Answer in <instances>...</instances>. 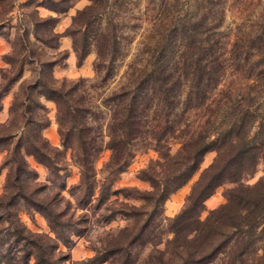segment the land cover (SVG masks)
<instances>
[{
    "label": "rangeland",
    "instance_id": "1",
    "mask_svg": "<svg viewBox=\"0 0 264 264\" xmlns=\"http://www.w3.org/2000/svg\"><path fill=\"white\" fill-rule=\"evenodd\" d=\"M90 3L0 0V135L9 134L0 141V264H264V209L249 230L234 225L246 220L238 213L246 215L247 209L223 207L231 190L264 187L262 158L252 172L217 185L191 212L183 233L175 232L174 218L216 150L206 151L166 198L159 199L155 187L172 177L169 167L185 155L182 142L197 131L211 134L233 118L251 131L264 120V0H94L83 11ZM197 11L220 18L216 29L225 66L218 84L203 103L181 101L170 113L160 141L169 147L166 160L144 138L164 127V110L152 101L128 164L113 169L108 124L119 98L113 95L148 67L163 22ZM75 45L86 50L80 61ZM40 77L64 93L77 126L65 115L59 124L55 101L39 94L40 86L29 87ZM28 117L47 118L40 133L50 145L52 165L26 155L20 189L10 184V150L36 132L38 126H20ZM84 157L93 177L82 172ZM92 179L94 194L81 204ZM102 181L112 193L99 204Z\"/></svg>",
    "mask_w": 264,
    "mask_h": 264
},
{
    "label": "trees",
    "instance_id": "2",
    "mask_svg": "<svg viewBox=\"0 0 264 264\" xmlns=\"http://www.w3.org/2000/svg\"><path fill=\"white\" fill-rule=\"evenodd\" d=\"M94 6V0L86 5L83 11L90 10ZM209 11H211L209 9ZM209 11L201 13L175 14L163 22L158 37L152 46L149 56L148 67L123 87L121 92L114 94L117 98V106L111 112L109 118V147L111 157L109 163L113 169L122 170L129 162L132 154L134 141L143 132L141 130V117L152 101H156L163 113L162 129L146 133L144 138L154 141V148L161 158H171L169 147L160 141L166 133L167 119L173 109L178 107L181 101L184 103H203L210 91L216 87L220 75L225 66L223 58L222 42L217 35V26L220 18H214ZM113 36V35H112ZM113 38V37H112ZM80 61L86 50L84 47L74 46ZM25 88V96L29 95V87L40 86L39 94L51 98L57 105V118L59 124L65 115L71 119L72 125L77 126L76 113L70 109L67 98L60 90L50 86L41 77ZM182 94H185L181 100ZM29 98V97H28ZM245 122H239L233 118L229 126H224L211 134L199 130L182 142L181 149L185 155L183 161L175 168L169 167L167 175L169 179L163 180V184H155L159 199H164L169 193L183 184L198 168L203 154L208 150H216L214 160L205 167L198 179L194 182L188 194L183 208L176 214L175 232L183 233L191 212H194L202 201L206 199L214 188L226 181H237L243 174L250 173L255 168L258 159L262 158L264 163V120L259 121L253 130L245 126ZM47 124V118L41 121L28 117L22 120L20 126H38L36 132L25 139V144L15 143L10 150V160L14 163V173L10 184L21 189L18 182L19 170L26 165V155H32L35 160L43 163L47 168L52 165L48 156L50 145L41 135L40 130ZM35 131V130H34ZM9 137V134L0 135V141ZM178 162V161H177ZM82 172L85 176L93 177V168L87 165V158H82ZM182 166H184L182 168ZM90 170V174L87 172ZM144 171V170H143ZM92 172V173H91ZM154 182L152 176H148ZM10 178V175L8 176ZM9 180V179H7ZM264 187L259 183L253 187L235 188L229 191L227 202L223 207L234 204L240 209H247L246 215L238 213L245 221L235 223V227L242 229L244 226L252 230L255 227V218L263 213L264 209ZM95 183L86 181L81 198V204H86L94 194ZM235 192V193H233ZM112 190L103 181L98 185L96 203H102ZM18 195L28 200V195L19 191ZM31 203V202H30ZM36 205L35 202H32ZM38 205V204H37ZM248 205H251V208ZM50 214V209L45 208ZM239 211V209H238ZM110 217V216H109ZM178 223L180 225H178ZM40 238V234H35ZM36 243V241H35ZM37 246L40 244L36 243ZM264 252V250H263Z\"/></svg>",
    "mask_w": 264,
    "mask_h": 264
}]
</instances>
